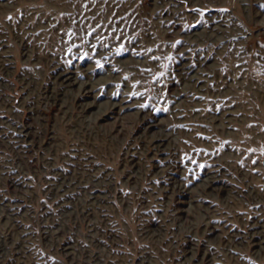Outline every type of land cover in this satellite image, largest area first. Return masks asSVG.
<instances>
[{
  "label": "rangeland",
  "instance_id": "rangeland-1",
  "mask_svg": "<svg viewBox=\"0 0 264 264\" xmlns=\"http://www.w3.org/2000/svg\"><path fill=\"white\" fill-rule=\"evenodd\" d=\"M0 264H264V0H0Z\"/></svg>",
  "mask_w": 264,
  "mask_h": 264
}]
</instances>
